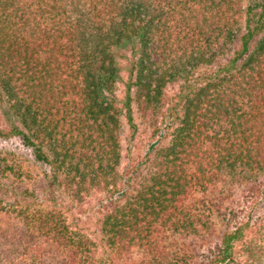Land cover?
<instances>
[{
	"label": "trees",
	"instance_id": "trees-1",
	"mask_svg": "<svg viewBox=\"0 0 264 264\" xmlns=\"http://www.w3.org/2000/svg\"><path fill=\"white\" fill-rule=\"evenodd\" d=\"M124 71L136 93L120 100ZM135 99L156 140L125 166L117 103L133 141ZM0 116V138L49 166L41 198L0 200V264H127L134 247L149 258L129 264H258L264 242L244 239L241 214L264 199V0H0ZM62 193L97 201L100 238ZM217 218L214 245L183 242Z\"/></svg>",
	"mask_w": 264,
	"mask_h": 264
},
{
	"label": "rangeland",
	"instance_id": "rangeland-1",
	"mask_svg": "<svg viewBox=\"0 0 264 264\" xmlns=\"http://www.w3.org/2000/svg\"><path fill=\"white\" fill-rule=\"evenodd\" d=\"M136 80V75H132L129 71H124L121 74V79L116 83V96L121 100L125 99L129 92L135 96L136 88L133 87L129 91V84ZM178 91L177 85L168 84L165 88V94L167 97V103L162 109V112H168L167 107L175 101V95ZM118 109L121 111L122 122V143L124 160L123 165L130 166L132 162L141 161L145 158L146 152L149 149L151 143L156 140L153 135L154 127H151V119L154 114L153 111H147L145 114L140 110L138 100L132 101V109L134 120L138 125V133L135 139L131 140V130L126 118V108L123 103H117ZM163 113L159 114L160 120L163 119ZM0 128L7 129L3 118L0 116ZM171 138L168 137L166 142L169 144ZM49 171L47 164L37 162L33 156L32 150L25 146L19 137H12L8 139L0 138V200H8L15 193L14 190L19 187L20 189H28L29 192H35L39 198L44 195L45 178ZM147 172L145 171L144 174ZM64 198L61 200V209L65 211L66 216L72 223H79L83 226L91 236L99 237L102 234L97 217L93 212V206L97 203L95 199L92 202L86 201L83 204L73 203L69 200V196L62 193ZM250 193L245 185H240L236 188L233 199L243 202L246 200V196ZM264 199L262 204L253 205L256 206V211H252L251 208L247 209L242 216V221L247 222L250 226L245 231L246 239H257L258 242H264V220L258 218L263 216ZM1 218V216H0ZM12 221V220H11ZM215 228L210 233H207L205 237L196 236L189 237L185 241L187 246L195 247L198 251H204L208 246L214 245L220 240V236L223 230L221 221L219 218L215 221ZM10 223V222H8ZM12 226L18 228L17 221L11 222ZM263 244V243H262ZM167 245V244H166ZM104 248H100L103 251ZM238 250V248H237ZM260 259L257 260L258 264H264V249H261ZM149 254L142 248L134 247L132 252L123 255V262L129 264L131 260L141 262L147 260ZM243 263V260H240ZM257 263V262H255ZM254 263V264H255Z\"/></svg>",
	"mask_w": 264,
	"mask_h": 264
}]
</instances>
